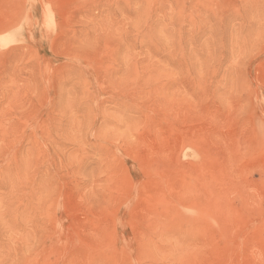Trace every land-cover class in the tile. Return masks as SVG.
I'll list each match as a JSON object with an SVG mask.
<instances>
[{
    "label": "rangeland",
    "instance_id": "obj_1",
    "mask_svg": "<svg viewBox=\"0 0 264 264\" xmlns=\"http://www.w3.org/2000/svg\"><path fill=\"white\" fill-rule=\"evenodd\" d=\"M0 264H264V0H0Z\"/></svg>",
    "mask_w": 264,
    "mask_h": 264
}]
</instances>
